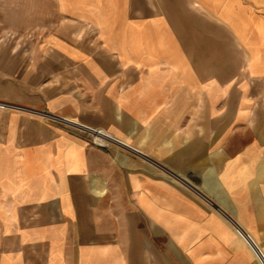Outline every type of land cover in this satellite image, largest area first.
I'll list each match as a JSON object with an SVG mask.
<instances>
[{"label": "crops", "instance_id": "0c3cea01", "mask_svg": "<svg viewBox=\"0 0 264 264\" xmlns=\"http://www.w3.org/2000/svg\"><path fill=\"white\" fill-rule=\"evenodd\" d=\"M0 103V264H257L264 0H0Z\"/></svg>", "mask_w": 264, "mask_h": 264}, {"label": "built area", "instance_id": "2783aa9c", "mask_svg": "<svg viewBox=\"0 0 264 264\" xmlns=\"http://www.w3.org/2000/svg\"><path fill=\"white\" fill-rule=\"evenodd\" d=\"M0 107H8V108H14L15 106H12V105H7V104H0ZM67 124H69V125H71L72 127H74L75 129H77V130H79L82 134H84L85 136H87V137H89V138H91V139H93V140H101V142H106L107 141V135L106 134H104V133H102V132H100V131H98V130H95V129H92V128H87V127H84V126H81V125H79V124H72V123H70V122H66ZM100 142V141H99ZM237 232H238V234L240 235V236H242L244 239H245V241L247 242V239H248V242L250 241H252L251 240V238H249V236H247V234H245V233H243L241 230H239V229H237ZM247 242V243H248ZM249 245L248 246H250V248L252 249V250H256L255 252L256 253H254L255 254V256L258 258V260L260 261V263L261 264H264V256L260 253V251H259V249L257 248V246L255 245V243L252 241V243L250 244V243H248ZM253 251V252H254ZM258 253V254H257Z\"/></svg>", "mask_w": 264, "mask_h": 264}, {"label": "rangeland", "instance_id": "374dc122", "mask_svg": "<svg viewBox=\"0 0 264 264\" xmlns=\"http://www.w3.org/2000/svg\"><path fill=\"white\" fill-rule=\"evenodd\" d=\"M236 61L237 60V57H236V55H233V54H230V61ZM0 104H7V103H0ZM7 105H11V104H7ZM12 106H14V105H12ZM1 109H12V108H8V107H0ZM62 122V121H61ZM64 125H68L70 128H72L73 130H75V128L74 127H72L71 125H69V124H67L65 121H63L62 122ZM77 132V131H76ZM87 137V136H86ZM88 139L91 141V142H94V143H97V144H99V145H101V144H104L105 142H99L98 140H93V139H91V138H89L88 137ZM247 246H248V244H247ZM257 246V248L259 249V251H260V253L264 256V249L259 245V244H257L256 245ZM248 248H250L249 246H248ZM250 250H252V249H250ZM254 256V258H255V260H256V262H257V264H259L260 262H259V260H258V258L255 256V254L253 255Z\"/></svg>", "mask_w": 264, "mask_h": 264}]
</instances>
